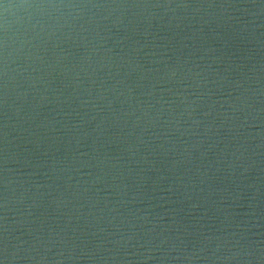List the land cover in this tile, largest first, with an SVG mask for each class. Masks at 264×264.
Wrapping results in <instances>:
<instances>
[{"label": "clouds", "instance_id": "9594fccd", "mask_svg": "<svg viewBox=\"0 0 264 264\" xmlns=\"http://www.w3.org/2000/svg\"><path fill=\"white\" fill-rule=\"evenodd\" d=\"M11 9H6L0 64V264H48L49 260L52 264H250L253 245L259 243L251 239L258 235L251 229L260 225L249 218L254 202L259 203L261 185L249 173L260 163L253 159L260 155L257 150L264 148V131L252 130L264 111L254 107L264 95L260 77L264 64L251 49L245 56H236L232 48L236 40L251 44L256 30L264 27L257 23L264 15V0L29 3L17 9H38L41 16L44 9H50L58 16L51 23L38 18L26 29L19 49L27 48L24 66H12L7 19ZM156 9L163 11H151ZM177 10L183 12L178 15ZM53 38L57 63L72 56L59 47L61 42L71 40L80 50L72 65L79 69L73 75L75 88L83 84L77 78L80 70L89 77L90 86L97 87L94 97L91 87L85 89L89 96L79 104L90 107L93 115L73 122L71 130L61 136L55 134L59 121L45 116L32 123L43 106L51 103L45 95L47 81L33 73L38 71L34 61L45 62L40 53L47 51L43 46ZM256 43L264 46L259 37ZM221 61L223 71L213 68ZM48 67L55 70V64ZM121 67L126 69L123 76ZM104 69L106 76L97 77ZM113 69L119 78H113ZM63 70L71 69L65 65ZM133 73L136 78L129 81ZM17 74L27 85L24 90H17ZM145 80L148 83L142 86ZM37 84L44 86V92L33 93L29 99ZM137 88L142 91L137 93ZM121 95L120 103L128 104V109L113 107ZM17 119L28 123L24 131L29 137H37L41 128L50 131L54 144H64L63 154L49 144L42 152L45 159L33 163V171L21 173L14 167L12 133ZM91 121L96 123L88 128ZM113 125H119L115 133L108 130ZM256 137L261 142L250 145L248 141ZM154 140L161 142L151 148ZM28 142L39 148L41 141ZM114 145H120L117 152L112 151ZM142 147L151 152L145 154ZM169 153L173 158L163 169L157 167L155 157ZM125 154L129 160L123 159ZM149 154L153 159H148ZM130 161L138 165L135 170L127 166ZM45 165L46 172L40 173L45 182L41 183L34 178L35 170ZM60 174H64V187L53 188L48 181L61 179ZM109 176L111 183H105ZM98 184L114 191L101 196V188H95V198L86 197L88 211L81 213L84 205L73 203L67 190L73 189L72 195L78 196ZM100 200L103 206L95 209ZM70 204L79 213L75 219L83 216L84 226L73 225L74 217L63 211ZM54 213L63 215L64 222ZM256 258L264 259V249Z\"/></svg>", "mask_w": 264, "mask_h": 264}, {"label": "water", "instance_id": "95a60500", "mask_svg": "<svg viewBox=\"0 0 264 264\" xmlns=\"http://www.w3.org/2000/svg\"><path fill=\"white\" fill-rule=\"evenodd\" d=\"M86 2H105V3H111V2H125V3H167L170 2V0H0V64H2V55H3V38H4V19L6 15V9L12 8L7 16L8 22H9V29H8V47L9 51L12 53V56L14 58V63L12 66H15L16 64H19L20 66H24V57L27 52V48L24 50L20 49V40L25 35L26 29H30L31 23L35 22L36 19H42L46 23H51L55 21V18L58 16V13L55 10L50 9H44L43 15L41 16V10L38 9H17L24 5H27L29 3L32 4H38V3H86ZM173 3H214V4H220V3H258L259 0H171ZM67 11V10H64ZM140 11V10H135ZM156 12L163 11L162 9H156L151 10ZM204 11V10H202ZM211 11V10H208ZM255 11V10H253ZM183 12V10H177V14L180 15ZM146 14V13H144ZM29 15L32 16V20H29ZM170 15V14H169ZM239 15V13H237ZM248 17H244V19H247ZM164 19H167V16L164 17ZM156 21L153 20V30H155ZM257 23L264 24V15H261L257 19ZM261 33H264V27L258 28L256 30V33L252 37V43L249 44L247 40L241 42L240 40H236L233 43L232 52L236 56H245L248 54V49H251V54L254 56L256 60L259 61L260 64H264V46H261L260 44L256 43V37H259L260 41L264 43V35H261ZM30 34V33H28ZM165 33H159V35H164ZM59 35V33H58ZM55 43V38L53 40L48 41L43 47L47 49V51L41 52L40 55H42L45 58V62L42 64L40 60L34 61V67L38 70L33 73V75H38L40 77H43L45 81L48 83V91L45 93L47 95L49 101L51 103L45 104L43 108L41 109L40 115L35 117V120L32 121L33 124L38 123L43 117H48V119H53L55 121H59L55 125L56 127V135H66L71 130V125L73 122L78 121L81 117H83L85 120H88L90 116L93 115L92 110L89 108H82L79 107L80 99L86 98L89 96V92L85 91V89H88L91 87V95L94 97L97 93V87L96 86H90L89 84V77L84 75L83 71H81V74L78 79L83 81V84L80 88H75L74 82H73V75L74 72L79 69H73L72 65L76 63L75 57H78L79 55V48L73 46V42L71 40H68L66 42H61L59 44V47L65 48L66 50H69L72 53V56L69 57L67 60H61L59 63H57L53 56V44ZM175 43V41H173ZM148 49H145L147 51ZM200 52H197L196 55H200ZM247 63V61L245 62ZM49 64H55V70L52 71L48 65ZM67 65L70 71L67 73L63 70V67ZM147 67V65H146ZM225 67V64L223 61H221L218 64H214L213 68L223 71ZM125 68L121 67L119 72L120 76H123L125 73ZM246 70V69H245ZM51 72V75H48V72ZM91 71V69H89ZM108 70L104 69L102 71H99L97 73V77L100 76H106ZM233 75L235 76V71L233 72ZM112 76L114 79L119 78L116 76V70H112ZM261 77V86L264 87V71L260 72ZM136 78V73H133L131 76L128 77L129 81H133ZM213 79V76H209V80L211 81ZM111 82V81H107ZM15 83L17 85V90H24L27 85L25 81L23 80V77L19 74L16 75ZM148 83L147 80L142 81L141 85H146ZM0 84H2V78H0ZM99 84V79H97V85ZM253 87H256L255 84L252 85ZM75 89V91H74ZM137 93L142 91V88L135 89ZM41 92H44V86L42 84H37L36 89L29 92V99H31L33 93L36 95H39ZM77 93H79V98L77 97ZM126 94V93H125ZM109 95H114L112 93H109ZM58 97V98H57ZM169 97L165 96V99L167 100ZM124 99V96L121 95L117 97L114 100L113 107L116 109H128V104L121 105L120 101ZM137 99H145L144 97L137 96ZM0 101H2V87H0ZM19 104L20 101H17ZM134 106V102H133ZM255 108H264V95H261L259 98L258 103H254ZM67 113L68 115H64ZM106 114V113H105ZM255 115V113H253ZM129 122H131L132 117H129ZM257 120H259V123L254 124L253 126V132L260 130L264 131V111L260 112L259 116L257 117ZM3 122V106L2 103H0V125H2ZM96 121H91L87 124L88 128H91L93 124H95ZM106 123L110 124L111 120L107 121ZM122 123V122H121ZM28 127V123L25 122L23 119H17L16 124V130L12 133L13 136H15V160L16 164L14 167H16L21 173L33 171V168L31 165L37 161H43L45 157L42 155V152L45 147H47L49 144H54V142L51 139L52 133L50 131H45L43 128L38 129V136L37 137H29L28 134L24 131ZM109 132L115 133L119 130V125H113L110 127ZM127 128L125 127V131ZM151 131V130H150ZM0 133H2V127H0ZM39 139L40 147L37 148L35 143H29V140H36ZM182 140L184 138H181ZM161 141L160 140H154L151 142V148H155L156 145H158ZM261 140L259 137L250 139L248 143L252 146H255L257 143H260ZM2 138H0V155H2ZM55 148H58L59 151L57 154H63L65 150V146L63 143L54 144ZM120 145H114L112 146V151L117 152ZM151 148H145L142 147L141 151L145 152V154H148L151 152ZM260 155L258 157H253L254 160H259L260 163L255 164L252 168V170L249 173L250 177H255L259 180L261 185V196L259 199V203H255L253 205V216L250 217V222L253 223H259L260 227L258 228H252V233H258V235H252L251 239L254 241H259L258 244L253 245L252 249V256L250 257V264H264V259L258 260L256 257L260 254V250L264 249V148L257 150ZM172 154L169 153L168 156L163 155H157L155 157L157 162V167H160L163 169L166 165V162L170 159H172ZM124 160H129L127 154L123 157ZM135 159V158H133ZM148 159H153L152 155H148ZM94 163V162H92ZM128 167H131L132 169H136L138 165H136L133 162H129ZM47 165H45L42 168L36 169V177L35 179H38L41 183L45 182L44 177L40 175L42 172H46ZM83 171H88V169H83ZM61 179H49V183L53 185V188H55L57 185L63 189V180L62 176L64 174H60ZM0 176H2V172H0ZM23 178V177H22ZM248 181L245 180L244 183H247ZM105 183H111L110 176L105 178ZM101 188L100 195L103 196L105 191H114V189H105L103 185H95L93 188L89 189L87 193L81 192L78 196H73V189H68L66 194L72 197V202L76 204H82L84 207L81 209L82 212L88 211V204L86 203V197H93L95 198V188ZM21 189L20 185H17V191L19 192ZM44 192H47L48 189H44ZM117 197L113 196L112 199H116ZM194 200L198 199V196L193 197ZM103 200H100L98 204H96L95 209H98L103 206ZM93 209V211H95ZM65 213L71 214L73 219V225H79L84 226V218L81 215L80 219L77 220L75 217L79 215L76 211L72 210L71 204L68 206L67 209H63ZM0 215H2V209H0ZM52 215H58L60 222L63 223L65 217L63 215L59 214H52ZM259 218V219H257ZM90 219V217H89ZM51 255V254H49ZM99 255V254H98ZM21 264H24V262H21ZM48 264H52V261L49 260ZM80 264H89L88 261H81ZM173 264H178V262H173ZM242 264H249L248 261L242 262Z\"/></svg>", "mask_w": 264, "mask_h": 264}]
</instances>
